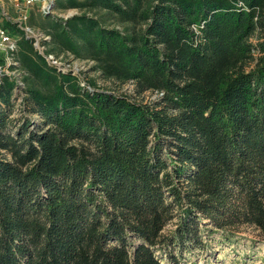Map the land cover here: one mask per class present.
Listing matches in <instances>:
<instances>
[{
    "label": "trees",
    "instance_id": "1",
    "mask_svg": "<svg viewBox=\"0 0 264 264\" xmlns=\"http://www.w3.org/2000/svg\"><path fill=\"white\" fill-rule=\"evenodd\" d=\"M71 9L31 16L44 54L2 26L20 38L24 106L54 107L95 149L59 122L17 124L21 161L0 156V264H184L183 249L209 246L206 220L264 243V0H54ZM60 53L163 94L82 85L46 59Z\"/></svg>",
    "mask_w": 264,
    "mask_h": 264
},
{
    "label": "rangeland",
    "instance_id": "2",
    "mask_svg": "<svg viewBox=\"0 0 264 264\" xmlns=\"http://www.w3.org/2000/svg\"><path fill=\"white\" fill-rule=\"evenodd\" d=\"M2 6H0V27L4 22L11 20L18 26H22L26 29L28 37L34 39L36 49L40 53L44 54L46 49L42 43L43 40H48L49 37H45L43 32L38 28H31L28 26V22L32 15L38 17L42 12L44 14L60 15L68 18L73 14L80 13L77 9L71 10H52L54 0H43L39 4L25 6L17 4L14 0H0ZM5 13V14H3ZM42 13V14H43ZM119 28L124 24L118 25ZM29 29V30H28ZM10 40L3 41L0 37V156L9 158V160L21 161L20 155L22 154L23 147L21 146L22 139L18 135L20 130L17 124L23 120H32V122H40L45 120L49 125H57L58 122L64 124L58 127V130L62 132L64 139L71 144H78L82 147L91 148L94 151V142H85L81 144V139L74 137L73 129L75 126H69L65 121L70 119L68 116L58 114L54 107L45 105L43 107V114L39 115V109L31 106H24L25 93L23 92L24 83L22 81V74L19 70L20 64L15 59L16 52L19 49L17 44L20 38L12 33H9ZM253 41L257 39L254 37ZM17 50V51H16ZM13 51L15 54H12ZM46 59L52 66L57 67L62 72H71L81 77L82 85L86 84V77H91L96 80L99 90L109 91L113 95L121 96L122 94H128L132 101L149 102L161 96L163 93L157 91H146L143 94L136 93L135 85L133 83H121L114 81L113 79L106 78L99 71L94 70V62L81 60L75 58L73 55H65L60 53L57 57L53 55L46 56ZM90 88V87H89ZM92 89V88H90ZM43 90L39 85L36 86V91ZM59 112V111H58ZM59 116H57V115ZM56 123V124H54ZM34 124V123H33ZM31 126V128H33ZM208 220L203 221L200 224V228L203 229L204 239L209 240V246L203 251H199L197 248L191 250H182L185 254L184 264H260L262 257L264 256V243L258 236V230L252 227H241L238 233L235 235H229L221 231H210ZM206 225V226H205ZM172 224L166 227V230H170ZM143 241L135 239L134 245L142 244ZM180 251V250H178Z\"/></svg>",
    "mask_w": 264,
    "mask_h": 264
},
{
    "label": "built area",
    "instance_id": "3",
    "mask_svg": "<svg viewBox=\"0 0 264 264\" xmlns=\"http://www.w3.org/2000/svg\"><path fill=\"white\" fill-rule=\"evenodd\" d=\"M17 4L20 5H25V6H32V5H37L39 3H41V1L43 0H14ZM0 37L2 38L3 41H7L10 40V35L8 34V32H6V30L2 27H0Z\"/></svg>",
    "mask_w": 264,
    "mask_h": 264
},
{
    "label": "water",
    "instance_id": "4",
    "mask_svg": "<svg viewBox=\"0 0 264 264\" xmlns=\"http://www.w3.org/2000/svg\"><path fill=\"white\" fill-rule=\"evenodd\" d=\"M29 30V29H28ZM35 47H37V44L35 45ZM40 53L42 54V52L40 51Z\"/></svg>",
    "mask_w": 264,
    "mask_h": 264
},
{
    "label": "crops",
    "instance_id": "5",
    "mask_svg": "<svg viewBox=\"0 0 264 264\" xmlns=\"http://www.w3.org/2000/svg\"><path fill=\"white\" fill-rule=\"evenodd\" d=\"M0 6H2L1 2H0ZM3 14H5V13H3Z\"/></svg>",
    "mask_w": 264,
    "mask_h": 264
}]
</instances>
